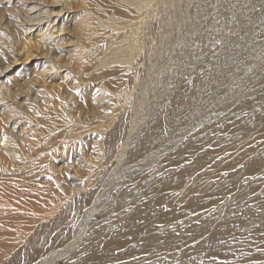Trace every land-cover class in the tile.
<instances>
[{"label": "bare ground", "instance_id": "obj_1", "mask_svg": "<svg viewBox=\"0 0 264 264\" xmlns=\"http://www.w3.org/2000/svg\"><path fill=\"white\" fill-rule=\"evenodd\" d=\"M14 1L0 0V16L14 15L21 3L32 4L27 10L46 3L50 10L57 8L55 17L62 15L59 27L48 28L53 17L23 36L19 56L8 62L7 54L1 56L7 66L20 61L11 74L20 70L3 89L0 85V166L32 163L50 179L34 172L23 178L19 190L28 199L23 204L10 201V182L11 187L0 183V214L11 216L6 225L0 222L8 229L5 233L0 224L3 235L14 224L12 214L21 217L17 209L25 203L26 212L45 208L35 214L38 225L25 226L19 235L12 231L16 240H2L5 248L0 249L7 256L2 259L1 253L0 264H264V0H198L195 27L181 49L186 61L142 126L133 113L146 83L155 82L147 69L152 57H159V29L169 38L165 0H115L112 6L119 17L108 23L98 18L101 27L91 29L107 36L105 44L84 53L75 48L68 57L62 54L64 45L70 41L68 33L77 30L68 25L69 18L75 22L77 17L69 8L83 0ZM79 10L87 7L80 4ZM39 15L37 23L47 17ZM13 27L2 29L3 36ZM60 31L68 36L65 44L58 37L53 38L57 43L48 41ZM43 44H56L60 59L46 55L27 73L25 63ZM166 56L161 53L158 60ZM84 61L90 65L83 70L96 65L94 79L104 82L92 86L96 93L83 82L90 72L75 71ZM62 71L66 73L61 76ZM39 90L37 104L32 94ZM107 95L117 106L98 100ZM128 100L132 106L123 108ZM7 122L10 129H26L22 140L6 130ZM91 137L103 140L92 145ZM96 147L105 154L99 153L100 163L93 155ZM59 158L65 170L87 178L61 183L56 175L62 168L47 175L45 163L54 167ZM116 171V179H109ZM7 177L0 175V181ZM55 185L62 186L61 192L51 199ZM94 213L101 216L99 222L91 221Z\"/></svg>", "mask_w": 264, "mask_h": 264}, {"label": "rangeland", "instance_id": "obj_2", "mask_svg": "<svg viewBox=\"0 0 264 264\" xmlns=\"http://www.w3.org/2000/svg\"><path fill=\"white\" fill-rule=\"evenodd\" d=\"M5 4H8L7 2H10L11 4H13V2H12V0H2ZM6 1V2H5ZM14 1V0H13ZM29 1L30 0H28V3H29ZM34 2L35 0H31V2ZM51 1V0H50ZM114 1L115 0H102V1H99V0H83L82 2L83 3H78L76 6H71V8H69L70 10L69 11H71V12H74V13H77V17L75 18V22H72L73 20H72V18H69L68 19V21H69V23H68V25H69V27H77V30L76 31H70L68 34H69V37H70V41H67V34H66V32L64 31L63 33L60 31V32H57L56 34H59V36L58 35H53L52 36V38H51V40H48L49 42H55L56 40H53V38L55 39H57V37H58V39H57V41H59V42H63V40H64V42H66L67 41V44L66 45H64V46H66L65 47V49L63 50V55L65 54V56H69L70 54H71V52L72 51H74V49L75 48H78V52L79 53H84L85 51H87L90 47H99V46H101V45H104L105 44V40H106V37L107 36H104V35H102V34H99V33H93V32H91V29H95V30H98L100 27H101V24L98 22V18H101L103 21H105L106 23H108L109 21H112V20H116V18H118L119 17V15L116 13V12H114V10H113V3H114ZM166 1H168V0H165V3L163 4V5H166L167 6V9H168V20H167V27H169L170 29H172V30H170L169 28V31H170V33H169V38L168 39H166L165 37H166V35H164V34H166L165 32H164V29L162 28V27H160V28H162V29H159V30H161V32H162V34H163V37L161 36V40H159V42L157 43V46H156V49L158 50V49H162L161 50V52H160V50H156L157 52H159L158 53V55H159V57L158 58H156V59H154L155 57H156V54H155V56L154 57H152V60L150 61V62H148V64L150 65H148V69H147V71H148V73L151 75V74H154V79H155V82H154V84L152 85V84H150V83H146V91H141V93H140V95H139V98H138V101H137V106H136V109H135V111H134V119L135 120H137V118H138V120H137V122L138 121H140V123H141V125L140 126H142V124H144L146 121H147V119H148V117L149 116H151L152 114H153V112L155 113L156 112V110L158 109V107H159V105H160V101H161V98H162V95H164L165 94V91H167V89L169 88L168 86H169V84H170V81H172V77H173V75H174V77H176L177 76V74H178V70H179V68H180V66H181V64L182 63H184L186 60L184 59L185 58V56H184V54H182L183 52H182V50H183V48H185L186 47V45L184 46L183 44L185 43H188L189 42V40H190V29L192 28V27H195V23H194V19L196 18V16L195 15H193L194 13H195V10H196V7H198V3H199V1L198 0H169V2L168 3H166ZM216 1V0H215ZM215 1H214V3H215ZM15 2V1H14ZM21 2H23V1H21ZM163 2V0H160V4ZM35 3V2H34ZM33 3V4H34ZM37 3H42V1L40 0V2H37ZM170 3V4H169ZM16 4V3H15ZM27 4V3H26ZM26 4H24V3H21V4H17V9L19 10L18 12H15L14 13V15H9V16H5V17H2V16H0V30H4V32H5V30H6V28L5 27H13L14 28V31H11L10 33H8L7 35L8 36H10V38L8 39V36L6 35V37H4L3 35H4V32H3V30L2 31H0V38H1V40H0V53L2 52V54L0 55V58H2L1 56H4L3 58H5V56H6V54H7V56H6V58H7V61L6 62H8L9 60H12V58L16 55V53H17V55L19 56L20 54H18L19 53V48L21 47V45H19L20 43H21V40H23L22 38H23V36H28V34L29 33H31V34H34V32L35 31H37L38 30V28H39V25L41 24L43 27H45V25H46V21L48 20V19H52L53 20V17H55L56 16V13L54 12V10L56 11L57 10V8H54L53 10H50V9H52L51 8V6H49V5H47L46 3H43L42 4V7H41V5H38L36 8H34V9H31V10H27V9H29L28 8V6H30V5H32V4H30V5H26ZM44 4H45V6H44ZM58 5H60V3H57ZM80 4H84V6H86L87 7V11H85V12H83L82 10H79V6H80ZM25 6V7H24ZM181 7V8H180ZM43 8V9H42ZM195 8V9H194ZM49 9V10H48ZM194 9V10H193ZM35 10V11H34ZM37 10H39L38 12H40L39 14H42V16H44V17H46V18H44L43 19V21H40V23H37L36 22V20L35 19H37V17H39L40 15L37 13ZM43 10V11H42ZM29 11V12H28ZM34 11V12H33ZM172 11V12H171ZM178 11V12H177ZM193 11H194V13H193ZM28 12V13H27ZM36 12V13H35ZM43 12V13H42ZM45 12V13H44ZM46 12H48V13H46ZM49 12H50V14H49ZM180 12V13H179ZM33 13H34V15H33ZM53 13V14H52ZM30 14V15H29ZM51 15V18L50 17H48V16H50ZM61 15H62V13H60L59 15H57V17H55V19L49 24V26H48V28L50 29L52 26H60V23H58V21H59V18L61 17ZM29 16V17H28ZM34 16V17H33ZM37 16V17H36ZM12 17V18H11ZM19 17V18H18ZM179 17V18H178ZM31 19H34L35 21H30ZM39 19V18H38ZM47 19V20H46ZM19 20H20V22H19ZM121 21H124L123 19H121L120 20V22ZM29 22V23H28ZM21 24V26L20 27H18L20 24ZM114 23V21L112 22V24ZM14 24V25H13ZM19 24V25H18ZM30 24V25H29ZM37 24V25H36ZM28 26V27H24V26ZM23 26V27H22ZM32 26V27H31ZM58 26V27H59ZM4 27V28H3ZM16 27H17V29H16ZM19 28H21L20 30H19ZM24 28V29H23ZM28 28V29H27ZM107 28V27H106ZM32 31H31V30ZM8 30V29H7ZM16 30L17 31H19L18 32V34H17V32H16ZM23 30V31H22ZM111 31V32H110ZM108 30V34L109 33H112V30ZM7 32H9V31H7ZM17 34V37H15L16 36V34ZM14 34V35H13ZM20 34V35H19ZM22 34V35H21ZM30 34V35H31ZM66 34V35H65ZM107 34V35H108ZM64 35H65V37H64ZM182 35H184V36H182ZM14 36V37H13ZM20 36H22L21 38H20ZM62 39H61V38ZM184 37V38H183ZM13 38V39H12ZM15 38H17V40L15 39ZM183 38V39H182ZM5 39H7V40H5ZM12 40V41H11ZM15 40V41H14ZM53 40V41H52ZM66 40V41H65ZM162 40H163V42H162ZM167 41V42H165V41ZM184 40V41H183ZM8 43H7V42ZM10 41H11V43H10ZM17 41V42H16ZM20 41V43H18ZM57 41L55 42V43H57ZM161 41V42H160ZM170 41V42H169ZM63 42V44H65ZM4 43H6V44H8V45H5ZM160 43V44H159ZM182 43V44H181ZM15 44H17V45H15ZM159 44V45H158ZM164 44H166V46L164 45ZM180 44H181V46H180ZM3 47H2V46ZM5 45V46H4ZM44 45V44H43ZM41 46V47H39L38 49H36L35 51H33L35 54H37V55H34V53L32 52V57H29V60H27L28 62H26L25 63V69H24V71H27V73L29 72V71H31V70H36L35 68L41 63V62H43L44 61V57H46V55H47V57H49V55H51L55 60L57 59V60H59L60 59V55H61V52H58L57 53V51L55 50L56 48H54L53 49V47L54 46H56V44L55 45H53L51 48L50 47H47L46 46V44L44 45V46ZM170 45V46H169ZM9 48V50H8V48ZM49 46H50V44H49ZM167 47V48H166ZM170 47V48H169ZM180 47V48H179ZM182 47V48H181ZM6 48V49H5ZM11 48V49H10ZM50 48V49H49ZM2 49H4V50H2ZM43 49V50H42ZM47 49H49L48 50V52L46 51ZM182 49V50H181ZM7 50V52L6 53H4L5 51ZM39 50V51H38ZM167 52H166V51ZM170 50V51H169ZM181 50V51H180ZM11 51H12V55L10 54L11 53ZM15 51V52H14ZM17 51V52H16ZM41 51V52H40ZM163 51H165V52H163ZM181 53H180V52ZM40 52V53H39ZM46 52V53H45ZM8 53H9V56H8ZM44 53V54H43ZM161 53H163V54H167V56L165 57V59L164 60H158L159 58H160V56H161ZM4 54V55H3ZM41 54H43V55H41ZM57 54V56H58V58H57V56H54V55H56ZM10 55L12 56L11 58H9L10 57ZM45 55V56H44ZM143 55V53L141 54V56ZM184 56V57H181V56ZM37 57V58H36ZM0 59V64H3V65H0V67H1V72H0V85H2V89H3V85L5 84V83H7V80L8 81H12V80H14V79H16L17 78V76L19 75V70H20V67L18 68V70H16V71H14L12 74L14 75V76H16L15 78H14V76L11 74V72L10 71H12L11 70V68L13 67V66H15V65H17V64H19L20 63V61H19V63H17V64H12V62H10L9 64L11 65H9V66H7L4 62V60L5 59ZM66 58V57H65ZM78 60H81L80 59V57H78L77 58ZM186 59H187V57H186ZM35 60V61H34ZM66 60V59H65ZM156 60V61H155ZM68 61V60H67ZM183 61V62H182ZM37 62V63H36ZM40 62V63H39ZM39 63V64H38ZM4 64H5V67H4ZM34 65V66H33ZM80 65H81V68H79V69H76L75 71H77V72H90V74L88 75V76H86L85 77V79H84V81L83 82H86V83H89L90 84V87L92 88V86L93 87H100V86H102V85H104V82H102V81H99V77H97L96 76V78L94 79V77H95V75H93V73H94V71L96 70V68H97V66L96 65H93V66H90L89 67V69L88 70H83V67L85 66V65H90L88 62H81L80 63ZM154 66V67H153ZM7 67V68H6ZM10 67V68H9ZM71 67V66H70ZM151 67H153V68H151ZM5 70V71H4ZM3 71V72H2ZM177 72V73H176ZM51 73V70L48 72V74H50ZM66 72L65 71H62V73H61V76L63 75V74H65ZM7 74V75H6ZM149 76V75H148ZM60 77V76H59ZM8 78V79H7ZM10 79V80H9ZM6 80V81H5ZM102 82V83H101ZM125 83L126 82H124L123 83V85H125ZM122 85V86H123ZM122 86H121V88H122ZM105 87V86H104ZM103 87V88H104ZM124 87V86H123ZM128 86H126V89H128L127 88ZM108 89V88H107ZM92 90V92L93 93H96L95 91V88H92L91 89ZM105 91H106V87H105V89H104ZM103 89L102 90H100V91H104ZM152 91V92H151ZM39 93L38 94H36L37 92H35L34 94H32V98H33V101L35 102V103H39V101H40V98H42V97H40V96H38L39 94H41V96H42V91H38ZM143 93V94H142ZM65 94V93H64ZM91 96H92V94H90ZM94 95V94H93ZM152 95V96H151ZM36 96V97H35ZM72 96V95H71ZM71 96L69 97V99L68 100H71ZM44 97V96H43ZM17 98V97H16ZM73 99H72V101H74V100H78V99H76L75 97H72ZM105 98V99H104ZM107 98V99H106ZM97 99V98H96ZM16 102H20V101H22V98L20 99H18L17 98V100L16 99H14ZM32 100V99H31ZM99 101H104V102H109V100H114V97H112V96H110V95H107V96H105V97H101V98H99L98 99ZM106 100V101H105ZM4 100H2V102H3ZM6 101V100H5ZM4 101V102H5ZM38 101V102H37ZM91 101H93V99H91ZM1 102V103H2ZM3 102V103H4ZM112 102V103H111ZM94 103V102H93ZM110 103V105H112L114 102L113 101H110L109 102ZM122 103V102H121ZM61 104H63V102L61 103ZM31 105V104H30ZM109 105V104H108ZM117 106V101H116V104L114 103L112 106ZM127 106H132V104H130V102H129V100L127 101V104H123V108H126ZM81 111H83V110H81ZM85 111L86 112H88L89 113V111H91V109L89 110V109H85ZM103 115L105 114V112H103L102 113ZM136 115H138V116H136ZM141 119H143V121L141 120ZM132 120H133V117H132V115H131V117H130V121L129 122H131L132 123ZM11 120H9V122H10ZM9 122H7V124L9 123ZM8 127V128H7ZM6 127V130L8 131V132H12L14 135H16V139H17V141H20V140H22L23 139V137L26 135H24L23 133H25L26 132V129H24L23 131H21V130H19V128H17L16 127V129H15V127L14 128H11L10 129V127H9V124H8V126ZM35 127V129H37V127L36 126H34ZM92 138V139H91ZM91 138H89V141L88 142H91V144L92 145H94L93 143H95V145H97V143H100L101 144V140H103V139H99L98 140V138H96L95 139V137H91ZM90 139H91V141H90ZM95 139V140H94ZM98 141V142H97ZM100 141V142H99ZM97 142V143H96ZM100 145L98 144V147H99ZM98 147H96L95 149L96 150H94V153H93V155L95 154L96 156H97V159H98V162L100 163V162H102V158L101 157H99L98 158V155H99V153H100V155H101V152H103L102 153V155L101 156H105V154H104V151H102V150H99L100 148H98ZM91 149H93V147L92 148H90V151H92ZM2 149L0 148V155L3 157V153H2ZM3 154V155H2ZM4 158V157H3ZM22 163H20V165H9L8 164V166L7 165H5V164H3V165H1L0 166V175H7V176H11V178H9V177H7V179H3L4 181H0V183H4V184H8V185H10V183L13 185V187L11 188V191L10 190H7V192H10L9 193V197H10V201L12 202L14 199H15V201H16V199H17V201L16 202H18V204H21L24 200H28V199H26V196L24 195V194H22V192L19 190L20 189V187H21V185H22V181H23V178H27V175H29V174H31V173H37L38 174V176L40 177V179H43L44 181L46 180V179H50L49 177L48 178H46V177H43V174L39 171V168H38V166L39 165H34V164H25V165H21V164H23V161H21ZM98 162H97V164H98ZM47 163H45V171H46V174L47 175H49L51 172H47V171H52L53 173L54 172H56L57 170H55V168L56 169H59V168H62L63 170H62V173H58L57 175H56V179H60V181H61V183H68L69 184V182H70V180H75V181H78L79 179H86L87 178V175H83V176H81V174L82 173H79V172H74V170H72V171H70V169H69V172L67 171V170H65V167L64 166H62V165H60L61 164V158H59L58 159V162H56V165H54V167H53V165H51V164H48L49 165V167H50V170H47V169H49V167H48V165H46ZM76 165L78 164V163H75ZM96 164V165H97ZM58 165H60V166H58ZM96 165H94L93 167H94V171H95V168H96ZM6 166V167H5ZM52 166V167H51ZM2 167V168H1ZM48 167V168H47ZM54 168V169H53ZM114 169L116 170V167H114ZM117 171L116 172H114V173H112L110 176V178L109 179H116V176H117ZM61 174H63L61 177H60V175ZM79 175V176H78ZM114 175H116V176H114ZM9 178V179H8ZM45 178V179H44ZM18 179H20V180H18ZM66 179H68V180H66ZM2 180V179H1ZM8 180H10V181H8ZM63 181H65V182H63ZM67 181V182H66ZM6 182V183H5ZM8 182V183H7ZM10 182V183H9ZM60 183V184H61ZM71 184V183H70ZM9 187H11V185L9 186ZM61 185H55L54 186V192H53V196L51 197V199H54L55 197H54V195L56 194V192H57V194H59L61 191H60V189H61ZM58 191H59V193H58ZM77 192V190L76 191H74L73 193H76ZM71 195H70V194ZM69 193H67V195H68V197H71L72 196V192H69ZM1 194H3V193H1ZM56 194V195H57ZM66 195V194H65ZM110 196H112V194L110 195ZM67 197V198H68ZM113 197V196H112ZM65 198H66V196H65ZM11 199H13V200H11ZM51 199H48L51 203L50 204H53L54 203V201L53 200H51ZM14 201V202H15ZM21 201V202H20ZM15 202V203H16ZM53 202V203H52ZM14 203V204H15ZM17 203L15 204V206H21V205H18ZM23 204V203H22ZM48 203H47V201L45 202V205H47ZM26 205V203L23 205V206H21L22 208H19V209H17V211H19L20 210V212H22V215H24L25 213H27L26 214V216H24V217H27V219H24V217L21 215V217H23L22 219H21V217L20 216H17V215H20L19 213L17 214V212L15 211V209H13L12 210V212L13 211H15L14 213L16 214V215H14V213L12 214V212H11V214H12V218H13V220H12V222H14V224L12 223V222H9V223H12L13 224V226H12V224H11V227H9L10 228V232L12 233H10L9 231V233L7 234V235H3V232L1 233V231H2V229H3V231L5 230V229H7V228H5L4 227V225H2V224H5L6 225V223H8L7 222V220H9V219H11V216L9 217V215L10 214H7L8 215V217H7V215H5V214H0V215H3V216H0L1 218V220H0V222L2 223H0L3 227H2V229L0 228V234L2 235V237H4L5 239H3L1 236V238L2 239H0L1 241V246H3L2 244H4L5 245V243L2 241V240H8V241H10L11 239H15V238H17V234H18V231H23L24 233H25V229L27 228H25V226H30V224L32 223V225L34 226V225H38V223L39 222H37V224L35 223L36 222V219H35V214L36 213H38V212H41L40 211V209H42L41 207L39 208V209H36V210H28L27 209V212H26V208H24V207H27V205ZM18 207H16V208H18ZM43 209H45V208H43ZM42 209V210H43ZM39 210V211H38ZM10 210H7V212H9ZM38 211V212H37ZM44 211V210H43ZM42 211V212H43ZM6 211H4V213H5ZM23 212H24V214H23ZM4 215H5V217H6V219H5V217H4ZM14 216V217H13ZM17 216V218H15ZM18 217H20V219L18 220ZM2 218H4V219H2ZM8 218V219H7ZM92 222L94 221V222H96V221H100L101 219V216L99 215V214H97V213H94V214H92ZM15 219V220H14ZM46 219V218H45ZM45 219L43 218V221H45ZM4 220V221H3ZM18 220V221H17ZM27 220V221H26ZM6 221V223H3V222H5ZM39 221H41V222H43L42 221V219H39ZM26 222H27V225H26ZM40 222V223H41ZM33 223H35V224H33ZM8 226H10L9 224H7V227ZM12 227H13V229H12ZM8 230V229H7ZM7 230H5L4 232L6 233V231ZM12 231H14V233H17V234H14ZM8 235H9V237H8ZM19 235V234H18ZM16 240V239H15ZM7 241V242H8ZM50 241V240H49ZM6 242V241H5ZM6 242V243H7ZM20 244H18L17 246H19ZM16 246V247H17ZM4 247V246H3ZM3 247H1V248H3ZM5 248V247H4ZM15 248H13V249H11V251H13ZM0 255H2L3 254V256H2V259L4 258V256L6 257L7 256V254H6V252H5V250L4 249H0ZM4 251V252H3ZM2 253V254H1ZM61 256V257H60ZM59 256V259H62L64 256L63 255H60ZM63 256V257H62ZM58 258V257H57ZM56 259V258H55ZM58 259V261H61V260H59Z\"/></svg>", "mask_w": 264, "mask_h": 264}]
</instances>
